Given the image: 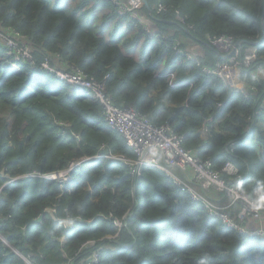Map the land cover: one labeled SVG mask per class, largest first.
Returning <instances> with one entry per match:
<instances>
[{"label":"trees","instance_id":"obj_1","mask_svg":"<svg viewBox=\"0 0 264 264\" xmlns=\"http://www.w3.org/2000/svg\"><path fill=\"white\" fill-rule=\"evenodd\" d=\"M148 3L146 22L168 37L152 52L137 18L118 13L109 0H0V30L24 35L35 62L19 61L14 71L0 39V235L7 240L0 237V264H29L24 255L35 264H82L97 252L94 264H264L263 237L211 217L155 167L133 177L123 158L136 155L110 127L102 104L42 68L49 59L103 84L114 105L169 125L185 149L216 169L232 160L243 191L264 198V78L248 75L257 90L249 88L246 98L195 62H213L210 47H197L208 46L209 36L260 40L264 0ZM126 24L135 33L123 38ZM257 48L264 56V42ZM257 66L264 68V59ZM85 156L91 158L70 170L73 191L48 179Z\"/></svg>","mask_w":264,"mask_h":264},{"label":"built area","instance_id":"obj_2","mask_svg":"<svg viewBox=\"0 0 264 264\" xmlns=\"http://www.w3.org/2000/svg\"><path fill=\"white\" fill-rule=\"evenodd\" d=\"M109 1L118 13L128 14L129 17L137 18L141 22L138 10L143 7V0ZM180 22L185 23V20L181 18ZM145 29L154 44L168 40L166 34H161L150 26H145ZM0 38L4 40L1 39L12 57L14 66L23 60L35 66L33 56L30 54L31 47L26 43L24 35L17 31L11 33L1 29ZM208 39V43L217 51L219 57L214 64L196 60V66L203 73L219 78L223 85L232 87L235 91H242L247 96V75L260 60L264 59V56L260 55L257 49L237 47L229 36ZM178 46L179 43L173 49L177 53H182ZM190 54L189 52V60H194ZM49 62V59L45 60L42 68L56 73L60 79L75 85L78 89L90 90L93 98L102 104L108 124L123 135L127 145L136 155L135 158H123L133 177L140 176L145 167H155L192 200L202 203L211 217L219 219L225 226L240 234L264 238V224L260 221V216L264 213V198L254 199L243 191L240 185L242 174L232 160L228 159L220 170L216 169L211 159H201L185 149L184 137L175 133L169 125H155L134 108L114 105L107 98L103 84L92 82L84 73H70L63 67L51 66ZM262 68L256 69V75L261 74ZM249 87L256 89L252 85ZM221 105L219 103L218 107ZM206 120L211 122L213 118ZM209 128L210 124L203 125L200 130L203 136H207ZM228 147L230 153L236 151L235 142L229 143ZM77 162H73L66 170L48 176L59 180L64 188L71 180L70 170ZM64 189L73 191L67 187ZM71 220L67 219L65 225ZM251 220L256 222L253 227L249 225ZM115 223L122 226L121 221L115 220ZM98 260L99 254L94 253L82 264H94ZM63 264L73 262L69 260Z\"/></svg>","mask_w":264,"mask_h":264},{"label":"crops","instance_id":"obj_3","mask_svg":"<svg viewBox=\"0 0 264 264\" xmlns=\"http://www.w3.org/2000/svg\"><path fill=\"white\" fill-rule=\"evenodd\" d=\"M68 1V3L69 4H73V3H78L80 0H67ZM70 2H72V3H70ZM139 24H141L142 26H143V28L145 29V26H149V22L147 23L146 22V18H145V21L141 18V23H139ZM146 30V29H145ZM134 33H135V28H134V25L132 24H126L124 27H123V30H122V33H121V35H122V37L123 38H125V37H131V36H133L134 35ZM150 44H153V46L151 47V52H152V50H153V48H154V46L156 45V44H154L153 42H151L150 41ZM199 46H197V47H208L206 44H205V42H202L201 44H198ZM142 47L143 46H141V43H140V45L139 46H137L133 51H131L130 52V54H132L134 57H136V56H140L141 55V53H142ZM209 48V47H208ZM250 48H252V47H250ZM249 49V48H248ZM213 52L215 53V55H214V57H213V62L211 63V64H214L215 63V61H216V59H218V57H219V55L213 50ZM52 66H54L53 64H52ZM55 66H58V67H63V65L62 64H60V63H58L57 65H55ZM12 69L14 70V71H19V65L18 64H16L15 66L12 64ZM256 69H258V68H253L252 70H251V72H249V76L250 77H252L253 79H255V80H259V79H263L264 77H262V78H259V77H257L256 76ZM262 69H264V68H262ZM263 74H264V72H262ZM248 75H247V78H249L248 77ZM249 79H247V87H246V90H247V96H245L244 95V93L242 92V91H235V92H237V93H240V94H242L244 97H246V98H248L249 97V94H250V91H249V85L251 86V84H249ZM252 86H254V85H252ZM249 87V88H248ZM255 87V86H254ZM251 90H257V88L256 89H253V88H250ZM263 100H264V98H263ZM262 103H263V101H262ZM263 105V104H262ZM263 108H264V105H263ZM206 137V136H205ZM260 221L261 222H263V224H264V213L263 214H261V216H260ZM122 222V221H121ZM122 225H123V222H122ZM249 225L251 226V227H253V226H255L256 225V222L254 221V220H251L250 222H249ZM122 226H120V228H121ZM99 255H100V252H97ZM24 258H26V262H28V261H30V264H35L32 260H31V258L29 259V257L28 256H23Z\"/></svg>","mask_w":264,"mask_h":264},{"label":"rangeland","instance_id":"obj_4","mask_svg":"<svg viewBox=\"0 0 264 264\" xmlns=\"http://www.w3.org/2000/svg\"><path fill=\"white\" fill-rule=\"evenodd\" d=\"M138 16H140V18H142L144 21H145V18L147 17V15L146 14H144L143 13V8H139V10H138ZM139 23H141L139 20H137V23H135L136 25H139ZM183 24V23H182ZM149 26H150V24H149ZM190 26H192V25H190ZM151 27V26H150ZM187 27H189V26H187ZM122 36V35H121ZM212 37H216V36H209V38H212ZM147 38H149L148 36H147ZM231 38V37H230ZM0 39H2V38H0ZM150 39V41L151 42H153L152 40H151V38H149ZM233 41H234V39L233 38H231ZM3 40V39H2ZM4 41V40H3ZM238 41V40H237ZM237 41H235V44H236V46H237ZM264 42V40L261 42V43H263ZM158 44H160V42L158 41L157 42ZM208 47H210L212 50H215L209 43H208ZM237 47H239V48H243L241 45H239V46H237ZM252 48L253 49H258L257 48V46H252ZM243 49H248V48H243ZM7 55H10V53H9V51L6 53ZM22 60V59H21ZM217 60V59H216ZM11 64H13V61L11 62ZM262 71H261V74L260 75H256L257 77H259V78H262V77H264V74L262 73V72H264V69H261ZM0 107H1V105H0ZM114 131H116V132H118L122 137H123V135L119 132V131H117V130H114ZM80 137V136H79ZM46 178V177H45ZM49 180H51V178H48ZM61 184V183H60ZM198 186V185H197ZM173 187H175L176 188V186L175 185H173ZM0 237L2 238V240L4 241V242H6L7 240H6V238L1 234L0 235ZM20 253V255L22 256V253L21 252H19ZM18 261H19V259H18Z\"/></svg>","mask_w":264,"mask_h":264},{"label":"water","instance_id":"obj_5","mask_svg":"<svg viewBox=\"0 0 264 264\" xmlns=\"http://www.w3.org/2000/svg\"><path fill=\"white\" fill-rule=\"evenodd\" d=\"M143 1H144V4H145V5L147 6V8L149 9V11H151L150 8H149L148 0H143ZM262 20H263V24H262V26H263V34H262L261 39L258 40V41H249V40H245V39H239V40L237 41V46L241 45V44L244 43V42L250 44L251 46H258V45L264 40V9H263ZM46 178H47V177H46ZM48 178H51V180H55V179H52V177H49V176H48ZM5 186H6V185H4V187H5ZM4 187H3V188H4ZM3 188H2V189H3ZM39 220H40V219H39Z\"/></svg>","mask_w":264,"mask_h":264},{"label":"clouds","instance_id":"obj_6","mask_svg":"<svg viewBox=\"0 0 264 264\" xmlns=\"http://www.w3.org/2000/svg\"><path fill=\"white\" fill-rule=\"evenodd\" d=\"M144 5H145V4H144ZM144 5H143V6H144ZM150 12H151V11H150ZM5 46H6V45H5ZM257 50H258V49H257ZM58 77H59V76H58ZM59 78H60V77H59ZM61 80H62V79H61ZM85 157H88V156H85ZM85 157H82V158L76 160L75 162H77V161H78V162H77L75 165H77L79 162H82V161H85V160H88V159L91 158V157H88V158H85ZM93 157H98V156L95 155V156H93ZM75 165H74V166H75ZM71 180H72V177H71ZM71 180H70V181H71ZM70 181H68V182H70ZM68 182H67V183H68ZM67 183L65 184L64 188L67 187ZM82 183H83V181H81V180L78 181V183L75 184V187H78V186L81 185ZM67 188H70V189L74 190V189L71 188V187H67ZM62 222L64 223V221H62ZM68 223H71V222H68ZM24 259H25V261H26V258H24ZM27 263L30 264V261H28ZM200 264H204V261L201 260Z\"/></svg>","mask_w":264,"mask_h":264}]
</instances>
